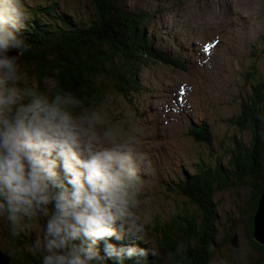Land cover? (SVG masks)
<instances>
[{"label": "clouds", "instance_id": "clouds-1", "mask_svg": "<svg viewBox=\"0 0 264 264\" xmlns=\"http://www.w3.org/2000/svg\"><path fill=\"white\" fill-rule=\"evenodd\" d=\"M24 18L23 0H0V222L8 235L36 234L30 247L40 264L182 259L183 242L162 254L148 240L142 129L113 120L107 98L86 101L47 79L34 84L22 70ZM125 236L150 248L109 242Z\"/></svg>", "mask_w": 264, "mask_h": 264}, {"label": "rangeland", "instance_id": "rangeland-1", "mask_svg": "<svg viewBox=\"0 0 264 264\" xmlns=\"http://www.w3.org/2000/svg\"><path fill=\"white\" fill-rule=\"evenodd\" d=\"M23 1L32 6L56 5L53 16H46L45 21L60 27L65 17L85 23L94 18L93 0ZM121 8L149 14L147 35L162 54L180 63L179 68L153 62L141 66L137 88L127 96L113 89V78L98 82L104 87L102 99L109 101L112 119L138 126L144 133L142 147L152 178L147 203L154 217L148 240L163 254L161 237L153 228H166L180 220L177 215L188 202L173 190L174 184L201 159L215 166L221 162L225 168L232 137L251 143L250 133L228 121L239 113L243 97L251 91L245 72L257 65L264 81V0H121ZM22 70L38 87L43 85L34 74L33 63L23 61ZM201 124L214 135L213 147L195 142L191 136V128ZM254 193L251 182L217 188L219 233L212 264H253L259 257L248 233ZM188 208L194 211L192 205ZM234 236L238 247L231 244ZM19 238L31 245L36 234L29 232ZM0 248L7 256L15 254L2 222ZM154 259V264H160Z\"/></svg>", "mask_w": 264, "mask_h": 264}, {"label": "trees", "instance_id": "trees-1", "mask_svg": "<svg viewBox=\"0 0 264 264\" xmlns=\"http://www.w3.org/2000/svg\"><path fill=\"white\" fill-rule=\"evenodd\" d=\"M117 6V0H93L92 20L85 23L65 17L60 27L57 23L45 21L46 16H53L56 5L32 6L23 1L25 18L19 36L29 45L23 61L34 64V74L41 83L46 79L54 80L55 84H60L86 101L102 99L104 87L99 86L98 82L103 77L113 78V89L117 94L127 96L137 88V73L141 66L153 62L179 68V61L162 54L155 47L152 36L147 35L151 16L119 6L120 9H117ZM257 67L254 65L245 72L244 77L251 91L243 97L239 113L228 121L239 131L251 134L250 145L236 136L232 137L226 149L229 159L225 168L221 162L215 166L205 159L193 164L192 172L180 177L173 188L188 201L177 215L180 220H174L166 228H153V232L161 237V247L165 253H172L181 242L185 244L183 258L173 256L170 264L213 263V246L217 245L219 233L218 205L215 202L217 188L226 190L231 185H248L250 182L255 193L251 197L253 215L248 233L259 256L253 264H264V246L253 237L254 218L264 193V81ZM190 134L195 142L214 146V135L206 124L192 127ZM232 178L236 182L232 183ZM191 205L194 211L188 208ZM10 239L15 253L9 255L12 264H40L39 256L30 252L28 241ZM109 242L117 246L125 244L150 248V245L131 236H125L121 242L115 238ZM100 248L103 252V242ZM148 260L150 264L156 262L151 255ZM128 264L134 262L128 261Z\"/></svg>", "mask_w": 264, "mask_h": 264}, {"label": "water", "instance_id": "water-1", "mask_svg": "<svg viewBox=\"0 0 264 264\" xmlns=\"http://www.w3.org/2000/svg\"><path fill=\"white\" fill-rule=\"evenodd\" d=\"M117 5L121 8V0H117ZM117 9H120L118 8ZM12 55H15L16 52H12ZM23 62V59H22ZM254 240L260 245L264 246V193L262 194V198L259 202L257 212L254 218ZM231 244L234 247H238V237L234 236L231 240ZM0 264H12V259L7 256L0 248Z\"/></svg>", "mask_w": 264, "mask_h": 264}, {"label": "snow or ice", "instance_id": "snow-or-ice-1", "mask_svg": "<svg viewBox=\"0 0 264 264\" xmlns=\"http://www.w3.org/2000/svg\"><path fill=\"white\" fill-rule=\"evenodd\" d=\"M208 47H211V46H208ZM208 47L205 48V51H208Z\"/></svg>", "mask_w": 264, "mask_h": 264}, {"label": "bare ground", "instance_id": "bare-ground-1", "mask_svg": "<svg viewBox=\"0 0 264 264\" xmlns=\"http://www.w3.org/2000/svg\"><path fill=\"white\" fill-rule=\"evenodd\" d=\"M228 2V1H227ZM231 11H233V10H231ZM206 120V119H205ZM194 127V126H193ZM194 129V128H193ZM199 129V128H198ZM212 138H213V136H212ZM241 140V139H240ZM28 263V262H27Z\"/></svg>", "mask_w": 264, "mask_h": 264}]
</instances>
